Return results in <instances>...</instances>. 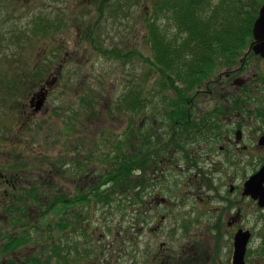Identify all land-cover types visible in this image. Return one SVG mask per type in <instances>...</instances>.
<instances>
[{"label": "rangeland", "instance_id": "obj_1", "mask_svg": "<svg viewBox=\"0 0 264 264\" xmlns=\"http://www.w3.org/2000/svg\"><path fill=\"white\" fill-rule=\"evenodd\" d=\"M34 1L35 6L28 0H0V85H6L9 80L20 81L14 96L7 94L5 98L6 92L0 90V197L3 190H8V196L23 200L25 204L22 214L15 210L7 213V204H3L0 247L7 242L4 237L10 233L21 235L28 242L23 246L15 245L4 255L0 253V262L27 264V260L28 264H34L40 258V264H62L63 259L73 264H155L153 256L159 249L161 237L158 232L154 236L138 234L143 207L136 195L124 199L123 194L115 195L112 190L99 189L103 198L94 200L93 205L91 202L81 207L80 203L77 205L83 212L88 211L87 218H84L89 221L82 220V217L78 219L77 211L76 221H72L71 225L67 218L65 229L60 228L63 214L50 209L45 213L41 208L43 204H48L44 195L40 205H35L32 200L22 197L21 192L36 179L41 180L38 183H44L46 190H52L53 194L63 191L70 195L83 185L97 183L95 177L99 185L104 180L111 183L104 176L112 167L117 169L116 165L120 163V158H114L118 156L115 147L119 140L128 144L132 141L135 152L140 153L142 135L151 133L155 146L145 151L171 149L166 146L172 134L170 121L164 117L153 119L163 110L157 111V104L154 105L158 74L151 70L147 61L153 58L147 29L155 24L163 37H170L169 32L175 34L176 29L169 28L171 23L158 14L156 5H161V0ZM211 2L217 4L219 0ZM263 4L264 0H253V13L254 10L258 12ZM251 44L252 37L230 67L216 65L208 80L233 70L235 74L230 81L216 84L215 89L211 84V88L203 86L199 92L195 89L186 94V99H192L196 107L195 117L206 119L214 113V122L219 121L216 133L230 135L231 139L242 124L237 116L247 121L253 118L251 123L242 127L245 145L253 148L251 169L244 168L249 159L243 154L220 152L222 136L219 139L208 138L204 143L206 150L196 154L198 163L209 159L199 166L218 191L216 194L212 187L202 188L210 208L235 199L229 196L228 188H224L230 178L239 184L250 176L252 170L254 174L264 164V147L257 146L258 139L264 135V124L257 119L259 98H262L264 90V61L260 57L246 55ZM110 50L126 56L127 61L108 57L106 52ZM58 69L60 74L56 80L50 78L47 101L39 112H33L29 99L22 98L21 91L26 87L38 94L42 85L33 90L32 83L38 82L42 76L47 81L48 75H56ZM236 77L249 79L244 89L236 91L230 87V82ZM130 86L139 92L143 109L137 113L112 114L110 108L121 104L120 100L126 96ZM166 92L173 90L167 89ZM234 102L237 104L228 109L227 103ZM228 115L232 117L231 122L225 118ZM138 128L142 133L136 134ZM156 134L166 141L158 144ZM215 134L211 132V135ZM192 143L181 145H185L184 150L188 152L192 149L198 151L197 144ZM239 157L244 161L237 166ZM213 160L221 163L218 166L223 165L218 171L213 169ZM174 163L177 166L186 165L183 155L176 156ZM230 163H235L238 170ZM139 171L134 172L132 180L140 188ZM183 174L172 165L156 185L144 186V198L155 194L170 198L173 192L183 194L185 188L179 185L185 179L186 174L184 179L181 178ZM5 180L18 182L20 190L12 192L5 185ZM189 199L194 212L189 219L183 217L185 222L173 217L169 208L164 212L158 209L154 217L150 214L147 219L155 218L154 221H157L162 218L169 225L176 221L183 227L192 225L195 233L213 231L199 217L193 216H200L199 213L208 208L195 198ZM64 214L69 217L67 212ZM17 215L21 222L11 229L13 222L10 221ZM209 217L212 218L211 215ZM247 220L250 221L244 223L245 226L253 229V257L250 253L249 264H264V213L253 207V220ZM152 223L150 226H154L155 222ZM196 242L207 246L206 238ZM219 243L218 246L226 251L232 245L230 238L225 237ZM54 245L58 247L57 259L48 256Z\"/></svg>", "mask_w": 264, "mask_h": 264}, {"label": "trees", "instance_id": "obj_2", "mask_svg": "<svg viewBox=\"0 0 264 264\" xmlns=\"http://www.w3.org/2000/svg\"><path fill=\"white\" fill-rule=\"evenodd\" d=\"M161 1V5H156L157 12L171 23L169 28H175L176 33L171 34L169 32L167 34L170 37L166 35L163 37L159 27L157 28L155 24L149 26L147 30L153 50V58L147 61L151 70L158 74V81L155 80L156 92L154 91L157 98L154 104H157L155 109L159 112L163 110L158 116H153V119L157 117L159 119H162V117L167 118L170 121V131H178L179 138L169 139L170 141L168 140L169 142L166 143V146L170 149L171 144L174 147L179 146L182 143V137L190 135L189 130L193 131L192 135L201 132L204 135H211L212 131H214V134L218 131L219 126L217 124L219 121L214 122L213 114L210 118H204L202 121L195 117L196 114L194 112H196V107L193 106L192 99H186V94L203 87L204 83L213 75L212 73L216 65L220 64L230 67L234 63V60L239 55V51L244 49L251 37L252 25L256 18L254 15H256L257 11L254 10L253 13V0H219L217 4L212 3V0ZM106 54L114 60L127 61V57L121 55L116 50H110ZM37 78L38 75L34 80ZM39 80L45 79L42 76ZM36 83L37 81L33 82L34 85ZM18 88L19 86L14 80L7 81L4 86L0 85V90L6 92H3L5 98L7 94H13L14 96ZM167 89L173 90V92L167 93ZM21 93L23 94L22 91ZM125 94L126 96H123L120 100L121 104L110 108L109 111L112 114L137 113L140 109H143L140 94L137 91L135 92L133 86H130L128 92ZM259 103L257 107V119L264 124V90L262 98H259ZM180 127L183 129V132L179 130ZM140 133L142 132L138 128L136 134ZM155 136H157L156 142L158 144L166 141L160 134L159 136L158 134ZM153 137L154 135L151 133L142 135L141 141L143 143L140 146L141 150L145 151L155 146L154 141H152ZM132 146V141L129 144L125 140L118 141L115 147L118 156L114 158H120V163L116 165L117 169L112 167L108 173L106 172L104 179L108 178L110 182L112 181V194H123L125 196L127 193L130 195V198H134L136 195V198L140 200L143 195V182L140 179L139 188L135 186L136 183L132 179L136 170L144 169L145 163H143V158L139 159L141 152H135ZM38 182H41V180L38 181L36 179L31 182V185H28L25 191L21 192V196H25L27 200H32V203L35 205H40L42 195H44L48 204L41 206L42 209L44 208L43 211L45 210L46 213V210L50 209L51 211L57 210L61 213L62 207L60 205L59 193L53 194L52 190H46L44 183L39 184ZM102 183H106V180ZM125 187H127V190H125ZM19 188L21 187L18 183L15 185L14 193L18 192ZM137 188L140 189V192H138ZM99 189H101L100 186L97 187L98 199L103 198ZM90 191L89 189L87 196H89ZM7 199L8 206L5 205L7 213L15 210V212L22 214L25 209L23 200L18 201L16 199L13 201V197L11 196ZM86 199L82 197L80 201ZM108 199L111 201L110 197ZM10 206H13V208ZM18 215L16 218L11 219L10 223L13 222V225H10L11 229L19 226L21 219H18ZM60 228H63V225ZM4 238L7 242L0 247L2 255L8 253L15 245L18 247L28 243L18 234L14 235L10 233ZM48 256L52 257V259L54 257L58 258V247L56 245L52 247V253ZM39 259L33 263L40 264ZM63 261L65 260L63 259ZM26 262L28 264L27 260ZM69 264L73 263L69 262Z\"/></svg>", "mask_w": 264, "mask_h": 264}, {"label": "flooded vegetation", "instance_id": "obj_3", "mask_svg": "<svg viewBox=\"0 0 264 264\" xmlns=\"http://www.w3.org/2000/svg\"><path fill=\"white\" fill-rule=\"evenodd\" d=\"M30 4H36V1L34 0H28ZM247 52V56H255L254 53ZM235 74L234 71H230L228 73H225L224 76H219L218 79L209 81V84H213V88L216 87V84L220 83H227L225 80L230 81L231 77ZM27 75V72H25V76ZM55 75L47 77V81L45 80H38V82L34 85L32 81V88L33 90L38 86L42 85L40 88L38 94H35L33 92H30L26 87H24V91L22 94V98L29 99V105L31 107V110L33 109L34 112V106L36 104V101L41 99V94L43 92V89L49 88V85L47 83L50 82V78L53 79ZM19 86L20 81L14 80ZM40 82V83H39ZM249 82V79H241V78H234L230 82V87H233L236 89H244ZM39 83V84H38ZM27 85V83H25ZM225 89L227 90V86L224 85ZM223 87V88H224ZM215 89V88H214ZM234 92V91H233ZM46 93V92H45ZM236 93V92H234ZM48 95V94H46ZM29 97V98H28ZM47 101V97L45 99V102ZM229 104L228 109L233 108L237 103H227ZM33 105V107H32ZM214 115V113H212ZM203 117V116H201ZM240 118L241 127L234 133L235 136L233 139L230 138V135L221 134L220 132L216 133L215 135H204L202 132L197 133L195 135H192L191 130H189L190 135H185L182 137V143L189 144L191 141L197 144V150L192 149L191 152H188L187 150H184L186 147L185 145L179 146H173L170 145V150L158 149L153 151H144L141 150V158L144 160L143 163H145L144 169H141L139 171V177L141 178L142 187L144 186L146 188L147 185L154 184L156 185L157 182L164 177V173H166L172 165L175 166L176 169H180L183 171L184 174H186L184 179V174L182 175V179L184 181L180 183L179 185H182L183 188H185V192L181 195L178 193H172L170 198H165L162 195L155 194V196H151L150 198H144V191H142L143 195L140 199V205H142V214L140 215L141 222L139 223L138 227V234H147L149 236H152L153 234H156L158 232V235L161 237L159 243V249L155 252L153 259L155 261V264H234V256H235V240L238 234H247L248 240L246 243L245 253L243 257L244 264H249L250 259V253L251 251V245L253 243V229H250L249 227H246L244 223H246L247 218L253 220V207L258 208L260 212L264 213V207L259 206L258 201L253 199L252 195H246L244 193L245 190V183L246 181L253 177V170L250 173V176L247 177V179L243 180L239 184H236L233 178L229 179V182L227 183L225 189L228 188V194L231 197H235V199H229L225 204H219L217 206H214L210 208L209 202L204 197V194L202 192V188L206 187H212L213 185L211 181L207 178V173L205 170L199 166L200 163H207L209 159H202L198 163L196 160V154L199 152H203L206 150L207 145L204 144L207 142V139L210 138H220L223 142V146L220 147V152H228V153H236L237 155L243 154L244 156L248 157V161L244 164V168L251 169L253 167V148L245 145V139L243 134V126L248 125L253 121L252 119H249L248 121L245 120L242 117L237 116ZM228 122H231V118L229 115L225 117ZM224 118V119H225ZM198 120L202 121L203 118H198ZM219 126V125H218ZM181 132H183V129L181 127L179 128ZM199 132V130H197ZM172 132V131H171ZM178 131L172 132L171 139H177ZM240 134V135H239ZM182 136V135H181ZM180 136V137H181ZM212 136V137H211ZM218 138V139H219ZM170 139V140H171ZM169 140V141H170ZM168 141V142H169ZM230 148H234L232 151H229ZM165 150V151H164ZM250 153V154H249ZM249 154V156H248ZM183 155V158L186 161V165L184 166H177L175 165L174 161L176 156ZM212 156L210 157V159ZM207 161V162H206ZM239 163L237 166L243 164V161L241 157L237 160ZM214 171H218V169H221L223 166L220 162L212 161L211 162ZM231 167H236L235 163H230ZM238 170V168L236 167ZM241 170V168H239ZM193 171H196L193 173ZM193 173V174H191ZM191 174V175H190ZM190 175V176H189ZM85 178V177H84ZM88 178V177H86ZM95 180L97 183H92V186L83 185L82 187H79L75 189L73 194H69L67 192L60 191L59 198H60V205L62 207L61 214H63L62 217V225L66 229V219L69 218L68 222L72 225V221H76L75 217L78 211V219L82 217V220H87L84 217L87 218L88 211H82L81 208H79L77 205L80 203V207L87 204V202H91L90 204L93 205V201L97 199V187L100 186L101 189H108L111 190L113 187L112 182L111 183H101L99 185L98 178ZM5 185L7 187L11 188V191L15 192V185L18 184V182H15L14 180H5ZM91 190L88 194V190ZM142 189V188H141ZM214 191H216V194H218L217 189L213 188ZM125 190H127V187H125ZM8 190H3L2 197H0V212H2L3 204H7L8 200ZM161 196V197H160ZM82 197L87 198L84 201H80ZM189 198H195L199 204H201L203 207L205 206L208 209H205L206 211H202L199 213L201 216H195L199 217L203 223L208 224L213 231H207L205 233H195L196 230L193 228L192 225L183 227V225L176 221L170 222L169 224H165L162 218H159L157 221H154L153 219H147V217L150 214H153L156 210H161L164 212V210L171 209L173 217L181 218L182 221L185 222V219H189L190 215L193 214L194 209L193 206L190 204ZM128 199V194L126 193V198ZM207 199H209L207 197ZM15 199L13 198V201ZM88 200V201H87ZM206 200V201H205ZM171 202V204H170ZM81 210V213H80ZM71 211V213H69ZM68 214L69 217L65 216L64 213ZM94 214V210H93ZM209 215L212 216L209 217ZM152 217V218H153ZM169 217V216H168ZM185 219H184V218ZM170 221V219H169ZM153 222V223H152ZM155 222V224H154ZM154 224V226H150V224ZM181 224V225H180ZM223 228H221L222 226ZM2 227V217L0 214V229ZM165 230L167 231V234H163ZM137 234V232L135 233ZM154 236V235H153ZM157 237V236H156ZM222 237L230 238L231 240V247L228 251H226L224 248H221V246H218L220 242V239ZM158 238V237H157ZM200 238H206L207 240V246L199 245L196 240ZM173 246H177V248H173ZM14 249V248H12ZM1 253V251H0ZM6 257V256H4ZM3 257V258H4ZM1 259V258H0ZM2 261V260H0ZM5 260L3 262H0V264H5ZM62 264H69V261L65 260L62 262ZM253 264V262H251Z\"/></svg>", "mask_w": 264, "mask_h": 264}, {"label": "water", "instance_id": "obj_4", "mask_svg": "<svg viewBox=\"0 0 264 264\" xmlns=\"http://www.w3.org/2000/svg\"><path fill=\"white\" fill-rule=\"evenodd\" d=\"M253 45L251 50L255 55L264 59V5L261 7L258 17L252 28ZM47 92V91H46ZM46 94H41V99L36 101L34 111L39 112L45 103ZM33 107V105H32ZM240 135V134H239ZM260 147L264 146V136L258 141ZM244 193L252 195L254 200L258 201L259 206L264 207V165L253 175L244 185ZM247 234H238L235 240L234 264H244L243 257L245 253Z\"/></svg>", "mask_w": 264, "mask_h": 264}]
</instances>
